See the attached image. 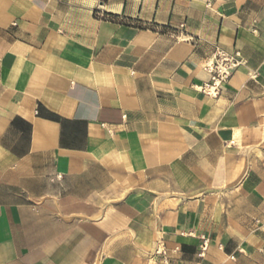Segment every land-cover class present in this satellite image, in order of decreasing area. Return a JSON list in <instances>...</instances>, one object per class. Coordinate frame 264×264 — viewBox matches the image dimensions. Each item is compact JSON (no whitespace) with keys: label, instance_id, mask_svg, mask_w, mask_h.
<instances>
[{"label":"crops","instance_id":"1","mask_svg":"<svg viewBox=\"0 0 264 264\" xmlns=\"http://www.w3.org/2000/svg\"><path fill=\"white\" fill-rule=\"evenodd\" d=\"M215 44L245 63L213 98ZM160 243L264 264V0H0V264Z\"/></svg>","mask_w":264,"mask_h":264},{"label":"built area","instance_id":"2","mask_svg":"<svg viewBox=\"0 0 264 264\" xmlns=\"http://www.w3.org/2000/svg\"><path fill=\"white\" fill-rule=\"evenodd\" d=\"M206 8H212L214 0H203ZM185 25H181L184 28ZM245 63L239 50L227 51L219 44H215L210 59L205 63L204 69L210 75V81L199 87V91L209 97L219 96L226 84L232 78L234 72ZM203 245L201 255L208 247V240L202 237ZM222 246L220 245V248ZM175 251H178L175 250ZM153 258H159L162 264H172V257L165 244L160 243L156 251L152 254ZM234 260V257H231Z\"/></svg>","mask_w":264,"mask_h":264}]
</instances>
